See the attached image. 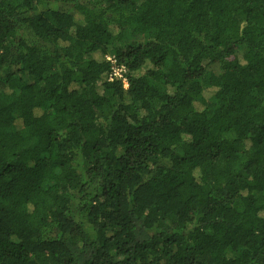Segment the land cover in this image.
Returning <instances> with one entry per match:
<instances>
[{
  "label": "trees",
  "instance_id": "trees-1",
  "mask_svg": "<svg viewBox=\"0 0 264 264\" xmlns=\"http://www.w3.org/2000/svg\"><path fill=\"white\" fill-rule=\"evenodd\" d=\"M0 264H264V0H0Z\"/></svg>",
  "mask_w": 264,
  "mask_h": 264
}]
</instances>
